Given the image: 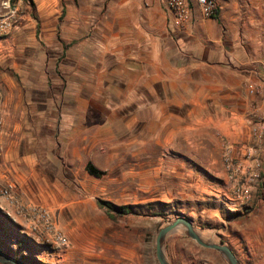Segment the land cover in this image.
Returning <instances> with one entry per match:
<instances>
[{"label": "crops", "instance_id": "1", "mask_svg": "<svg viewBox=\"0 0 264 264\" xmlns=\"http://www.w3.org/2000/svg\"><path fill=\"white\" fill-rule=\"evenodd\" d=\"M216 2L218 19H208L191 0L184 26L176 25L166 0H33L25 6L19 24L0 37L5 117L0 179L14 181L22 199L45 204L63 178L61 162L53 159L55 133L71 134L68 141L59 138L71 148L75 134H85L81 144L92 154L94 138L88 145L87 134L93 126L86 119L95 100L108 101L111 78H117L118 84L135 86L136 99L150 101L152 117H166L172 140L179 133L189 139L196 129L201 148L209 152L204 163L218 165L228 195L224 143L253 149L255 159L264 154V140L251 134L253 114H264V108L249 92L251 84L264 81V0ZM94 77L109 86L95 93ZM234 157L251 164L244 152ZM48 164L57 167L55 175ZM65 234L72 247L64 264H80L79 253L89 251L92 259L85 264H121L120 246L117 253L110 247L100 255L84 247L93 245L88 238L84 243L72 230ZM20 242L40 253L39 245Z\"/></svg>", "mask_w": 264, "mask_h": 264}, {"label": "rangeland", "instance_id": "2", "mask_svg": "<svg viewBox=\"0 0 264 264\" xmlns=\"http://www.w3.org/2000/svg\"><path fill=\"white\" fill-rule=\"evenodd\" d=\"M30 5L29 0H0V16L16 9L17 26L21 11ZM142 24L143 28L149 26L148 20ZM93 81L95 93L109 86L102 85V79L96 77ZM118 81L121 80L111 78L115 85L110 86L108 101L95 100L93 115L86 119L93 126V133L87 134L88 145L91 136L94 138L92 154L81 144L85 134H75L78 136L71 148L69 142L59 139L65 137L68 141L71 134L61 133L60 129L55 133L57 149L53 159L61 162L63 178L55 182L54 196L44 197L46 203L38 205L53 212L64 233L72 230L84 243L87 238L93 243L84 247H95L102 255L110 247L117 253L120 246L121 264H159V230L181 216L191 218L205 239L229 245L242 264H264V185L255 188L248 205L230 209L224 192L227 184L219 180L222 177L217 174L218 165L204 163L209 152L201 148L202 139L196 129L191 130L189 139L179 133L172 140L166 130V117H152L150 101L136 99L135 86ZM89 162L103 172L101 177L86 171L85 164ZM52 165L48 167L55 175L57 167ZM5 184L0 179V187ZM16 196L23 204H31L17 191ZM101 202L117 208L129 206L132 211L121 216L114 212L116 217L112 219L101 208ZM7 210H11L9 202L0 197L2 250L28 264L66 263L65 252L59 253L45 242L37 244L20 233V226L12 227ZM20 241L39 245L40 253L35 247L30 253ZM89 252L79 253L77 263L92 259ZM166 252L171 264H228L218 252L200 246L180 231L168 237Z\"/></svg>", "mask_w": 264, "mask_h": 264}, {"label": "built area", "instance_id": "3", "mask_svg": "<svg viewBox=\"0 0 264 264\" xmlns=\"http://www.w3.org/2000/svg\"><path fill=\"white\" fill-rule=\"evenodd\" d=\"M205 18L214 19L219 14V5L216 0H195ZM173 15L176 25H186L192 13L191 0H166ZM17 10L10 11L7 15L0 16V37L5 36L16 27ZM249 92L262 101L264 108V81L260 84H251ZM3 96L0 94V152L3 147L5 117L2 113ZM251 134L257 140H264V114L258 110L253 114ZM224 161L229 173L230 190L228 206L238 210L241 206L249 204L256 187L264 185V154L255 159L253 149L244 148L225 142ZM244 152V156L251 164L237 162L234 157L236 152ZM16 183L7 181L0 187V197L7 199L11 210L5 211L9 224L16 229L20 226V233L31 237L37 244L45 242L59 253H64L70 247V240L58 226L53 212L44 206L36 204H23L16 196ZM40 261L41 258L38 257Z\"/></svg>", "mask_w": 264, "mask_h": 264}, {"label": "water", "instance_id": "4", "mask_svg": "<svg viewBox=\"0 0 264 264\" xmlns=\"http://www.w3.org/2000/svg\"><path fill=\"white\" fill-rule=\"evenodd\" d=\"M181 232L188 238L196 241L200 246L218 252L228 264H242L233 249L224 242H216L205 239L201 232L195 227L191 218L181 216L169 221L163 226L157 236L156 256L159 264H171L167 252L166 244L168 237L176 232ZM0 264H28L0 248Z\"/></svg>", "mask_w": 264, "mask_h": 264}, {"label": "trees", "instance_id": "5", "mask_svg": "<svg viewBox=\"0 0 264 264\" xmlns=\"http://www.w3.org/2000/svg\"><path fill=\"white\" fill-rule=\"evenodd\" d=\"M29 1L32 5H34L33 0H29ZM214 19H218V15H216ZM86 169L90 175H93L95 177H101L103 175V172L100 171L98 168H96L91 162L87 164ZM100 206L101 208L106 210V213L112 219H114L116 215H120V216L127 215V214H130L132 211L129 206H122V207L117 208L109 202H101ZM114 212L117 214L115 215Z\"/></svg>", "mask_w": 264, "mask_h": 264}]
</instances>
